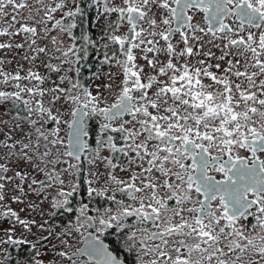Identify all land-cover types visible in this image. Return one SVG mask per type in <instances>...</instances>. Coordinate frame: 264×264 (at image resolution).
I'll return each mask as SVG.
<instances>
[{"label": "snow or ice", "instance_id": "snow-or-ice-1", "mask_svg": "<svg viewBox=\"0 0 264 264\" xmlns=\"http://www.w3.org/2000/svg\"><path fill=\"white\" fill-rule=\"evenodd\" d=\"M83 2L0 0V264H264V0H92L118 69L94 87Z\"/></svg>", "mask_w": 264, "mask_h": 264}, {"label": "flooded vegetation", "instance_id": "flooded-vegetation-1", "mask_svg": "<svg viewBox=\"0 0 264 264\" xmlns=\"http://www.w3.org/2000/svg\"><path fill=\"white\" fill-rule=\"evenodd\" d=\"M82 7L85 9V15L83 16L82 31L87 33L93 40H95L96 44L90 45L88 47V55L85 57V59H83L80 62L79 78L85 85L94 87L95 84L99 82L95 79L98 73L102 74L104 72H108L109 70H111L112 72H117L118 69L114 64L110 66L108 64L102 63L103 52L105 50L100 47L101 43L103 42L99 38L103 34L105 21L102 16L98 19V11L102 12V8L98 9L97 6L92 2V0H84ZM111 19H115V16H112ZM213 51H215L217 55H220V50L213 49ZM241 152L243 154L244 150H241ZM82 160L83 163L85 164V169H87L86 159L82 158ZM217 177L219 178V174H217ZM50 195H53V192H51ZM76 199L77 202H79L80 197H77ZM84 202H88L86 195L84 196ZM104 203H105L104 201L99 200L98 198L97 201H94L92 202V204H90V208L103 205ZM89 214L95 215L94 212H90ZM75 215L76 213H63V214H57L54 217L47 215V217L49 221L54 225H64L69 222L70 218L74 219ZM253 222L254 221L252 220V218H249V221L247 223L250 225ZM81 231H83V229ZM88 231H93V229H88ZM103 239L105 243L109 245L110 248L122 249V238L119 233L115 232L114 229H109L108 232L104 234ZM74 241H75L74 248L83 247V239L80 237L79 234L76 236ZM124 254L128 255L127 253ZM81 259L87 260L88 258L87 256H82Z\"/></svg>", "mask_w": 264, "mask_h": 264}, {"label": "rangeland", "instance_id": "rangeland-1", "mask_svg": "<svg viewBox=\"0 0 264 264\" xmlns=\"http://www.w3.org/2000/svg\"><path fill=\"white\" fill-rule=\"evenodd\" d=\"M119 2H120V0H115V3H119ZM53 62H55V61H53ZM14 66L15 65H13V67ZM9 70H11V69H9ZM40 70L43 73L44 70L42 68ZM25 171H27V169H25ZM39 178H43V177L40 176ZM53 195H55L54 192H53ZM51 196L52 195L49 194V200L51 199ZM49 200H44L43 203H40V201L37 200L36 194L28 193V196L25 199L24 203H17L15 201H11L10 202V206L14 210H17V211H19L20 209H24V211L20 213L22 217H29V218H33L34 217L38 221H42L44 219L49 220L47 215L44 216L43 218L40 216V208H43L45 210V212H48ZM29 202L40 204V207L37 208L35 211H29L26 208V204L29 203ZM3 221H4V218L0 217V222H3ZM4 226L7 227V223L6 222L4 223ZM33 233H35V235L28 234V239L32 240L34 242L39 241V236L41 234H43V235L47 234L46 232L45 233H40L35 228H33ZM17 235H20V232H18ZM77 235H78V233L75 235V238H76ZM75 238L71 241V243L73 244V248H74V244H75V241H74ZM40 243H44V242H40ZM51 243L58 245V241L55 240V239H53L51 241ZM21 246L22 245H20V246H8L12 264H16V262H23V261L29 259L33 255V250L31 249L30 245H23V246H25L27 248H23V246L22 247ZM38 247H39V250L41 251V254H42L41 258L45 261V264H50V262H52V261H57V262L60 261V258L56 256L55 251H53L50 246L49 247H40L39 244H38ZM21 252H23L24 254H22Z\"/></svg>", "mask_w": 264, "mask_h": 264}, {"label": "trees", "instance_id": "trees-1", "mask_svg": "<svg viewBox=\"0 0 264 264\" xmlns=\"http://www.w3.org/2000/svg\"><path fill=\"white\" fill-rule=\"evenodd\" d=\"M77 34H78V32H77ZM22 246H23V245H22ZM22 246H21V247H22ZM23 248H27V247L23 246ZM21 253L24 254L23 252H21Z\"/></svg>", "mask_w": 264, "mask_h": 264}]
</instances>
